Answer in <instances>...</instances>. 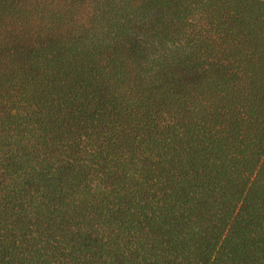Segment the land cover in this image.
<instances>
[{"label":"trees","instance_id":"16d2710c","mask_svg":"<svg viewBox=\"0 0 264 264\" xmlns=\"http://www.w3.org/2000/svg\"><path fill=\"white\" fill-rule=\"evenodd\" d=\"M0 264H264V0H0Z\"/></svg>","mask_w":264,"mask_h":264}]
</instances>
